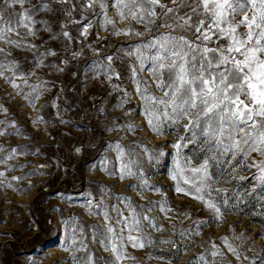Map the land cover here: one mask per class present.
I'll return each instance as SVG.
<instances>
[{"label": "rangeland", "instance_id": "rangeland-1", "mask_svg": "<svg viewBox=\"0 0 264 264\" xmlns=\"http://www.w3.org/2000/svg\"><path fill=\"white\" fill-rule=\"evenodd\" d=\"M41 3L51 11L39 10ZM162 3L171 6V0ZM23 9L33 13L35 35L23 27L19 37L11 34L24 47L0 40L10 53L4 62L16 65L0 76V264H84L90 254L95 264H111V242H102L106 225L117 236L123 227L126 237L122 221L131 222L133 213L139 225L131 235L144 246L125 239L118 264H264V187L258 180L264 155L252 151L233 160L229 153L210 161L212 180L204 199H196L187 194L184 176L199 183L188 169L211 153L191 143L177 150L173 144L187 135L183 127L166 123L157 133L148 123L138 82L157 97L164 92L151 61L141 70L136 50L154 54L147 45L171 29L146 30L116 0H27ZM23 9L9 7L5 15ZM217 46L214 37L209 47ZM177 162L186 170L174 180ZM125 166L133 175L121 179ZM177 182L185 192L176 191Z\"/></svg>", "mask_w": 264, "mask_h": 264}, {"label": "snow or ice", "instance_id": "snow-or-ice-1", "mask_svg": "<svg viewBox=\"0 0 264 264\" xmlns=\"http://www.w3.org/2000/svg\"><path fill=\"white\" fill-rule=\"evenodd\" d=\"M26 2L2 0L0 3V40L9 45L25 46L21 39H13L11 35L14 33L19 37V27L26 29L27 35H35L33 13L23 9ZM59 2L66 4L69 0ZM116 4L128 8V14L137 22L145 23L146 30L152 25L171 29L160 33L147 45L149 50H156L154 54L145 56L141 48L136 50L141 70L146 61H151V74L156 86L164 92L163 97L150 94L147 84L141 87L139 82L137 91L145 102V115L153 131L162 133L166 123L183 127L187 135L181 136V141L173 144L174 148L179 150L190 143L199 144L202 151L211 153L198 167L188 169L197 174L199 183L184 176L186 167H181L179 162L172 177L175 180L177 174L184 176V182L191 185L187 194L194 192L196 199L203 200L205 189L212 180L210 161L218 162L229 153L233 160L241 155L247 157L252 151L264 155V0H192L191 3L189 0H171V6L162 3V0H116ZM16 5L21 6L23 11L6 16L5 10ZM157 7L161 9L160 13L156 12ZM184 8L189 11L181 14ZM39 10L51 11V7L48 3H41ZM71 14L67 13L68 16ZM13 16H18L15 22ZM237 16L241 18L237 20ZM158 20L161 23L157 24ZM168 20L172 22L168 23ZM240 28L245 31L241 33ZM176 29L182 30L181 33L174 34ZM184 32H192L195 39H189ZM62 35L70 38L67 31ZM214 37L218 46L209 47ZM221 39L225 44L219 45ZM0 53H4V59L0 60V76H4L6 71H14L16 65L15 62H4L10 55L4 48L0 47ZM6 79L19 88L12 77ZM185 119L188 123L182 124ZM259 170L258 180L264 187V161L260 162ZM125 174L133 175L127 166L120 178L123 179ZM176 191L185 192L179 182ZM205 204L216 214L220 213V208L213 201H205ZM105 218L111 220L107 213ZM145 219L151 223L150 218ZM122 222L128 228V236L122 235L123 227L121 235L117 236L115 227L109 223L102 238V242H111L110 247L106 245V250L115 254L111 264H118L124 258L122 248L125 239L134 241L133 247L144 246L131 235V231L139 225L135 213L131 222L127 217ZM71 243L76 244L77 241L72 239ZM229 249L236 253L231 245ZM84 264H95L94 257L90 254Z\"/></svg>", "mask_w": 264, "mask_h": 264}, {"label": "bare ground", "instance_id": "bare-ground-1", "mask_svg": "<svg viewBox=\"0 0 264 264\" xmlns=\"http://www.w3.org/2000/svg\"><path fill=\"white\" fill-rule=\"evenodd\" d=\"M119 22H120V21H119ZM119 22H118V23H119ZM124 23H125V22H124ZM124 23L120 22V23H119V24H120V27H121V26H122V24H124Z\"/></svg>", "mask_w": 264, "mask_h": 264}]
</instances>
